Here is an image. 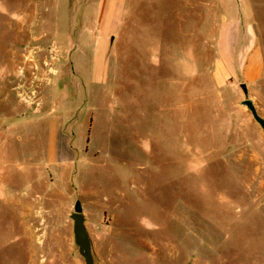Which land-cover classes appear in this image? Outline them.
Returning a JSON list of instances; mask_svg holds the SVG:
<instances>
[{
	"label": "rangeland",
	"instance_id": "1",
	"mask_svg": "<svg viewBox=\"0 0 264 264\" xmlns=\"http://www.w3.org/2000/svg\"><path fill=\"white\" fill-rule=\"evenodd\" d=\"M98 1L0 0V264H264V0Z\"/></svg>",
	"mask_w": 264,
	"mask_h": 264
},
{
	"label": "water",
	"instance_id": "2",
	"mask_svg": "<svg viewBox=\"0 0 264 264\" xmlns=\"http://www.w3.org/2000/svg\"><path fill=\"white\" fill-rule=\"evenodd\" d=\"M241 87L247 93L245 84H242ZM241 105L245 106L251 112L254 120L264 130V117L258 113L254 102L251 99H246L241 102ZM71 219L73 220V234L79 254L83 257L85 264H95L93 243L86 226L85 214L75 210L71 214Z\"/></svg>",
	"mask_w": 264,
	"mask_h": 264
},
{
	"label": "bare ground",
	"instance_id": "3",
	"mask_svg": "<svg viewBox=\"0 0 264 264\" xmlns=\"http://www.w3.org/2000/svg\"><path fill=\"white\" fill-rule=\"evenodd\" d=\"M7 203L13 206L16 212H19V217H16L15 220H13V222H16V225L14 226V232H17L20 235L19 238L20 245H21V241H23L24 243L31 241L34 236V232H33V226L31 223H29V221L31 217H34L33 207L35 203L32 202V200L30 199L27 200L25 199V201H23L21 200L20 197L9 200L7 201ZM21 216L24 225L22 228V232H23L22 238H21Z\"/></svg>",
	"mask_w": 264,
	"mask_h": 264
},
{
	"label": "crops",
	"instance_id": "4",
	"mask_svg": "<svg viewBox=\"0 0 264 264\" xmlns=\"http://www.w3.org/2000/svg\"><path fill=\"white\" fill-rule=\"evenodd\" d=\"M125 1H126V3H127L129 0H124V2H125ZM100 2H101V0L98 1V3H100ZM126 6H127V4H126ZM126 6L123 7L122 5L117 4V7H119V8L121 9V11H120V13H119V14L121 15V18L124 17V13H125ZM97 8H98V7H97ZM122 9H124V11H123ZM121 12H122V13H121ZM84 18H86V17H83L82 20H83ZM89 19H92V18H89ZM120 22H122V21H120ZM79 23H80V22H79ZM81 23H83V22H81ZM89 23H91V22H90L88 19H87V22H86V23L84 22V24H89ZM112 39L115 40V36H114V38H112ZM107 72H108V68H107V62H106L105 70H104V73H103V76H102L103 80L101 81V83H102L103 81L106 80V78H107ZM97 82L100 83V80H98ZM59 129H60V125H59V121H58V119H57V118H55V119L53 118V119L51 120V122H50V126H49V131H50V136H51V147H52V149H53V146H54V145H55V147L58 146V145H57V142L55 143V141H56V138H57V136H58V131H59ZM59 151H60V152H61V151L64 152V149H63V148H60ZM59 151H58V149L56 148V150H55L54 152H55V153H58ZM51 152H53V150H51ZM54 152H53V154H54Z\"/></svg>",
	"mask_w": 264,
	"mask_h": 264
},
{
	"label": "trees",
	"instance_id": "5",
	"mask_svg": "<svg viewBox=\"0 0 264 264\" xmlns=\"http://www.w3.org/2000/svg\"><path fill=\"white\" fill-rule=\"evenodd\" d=\"M78 210V209H77ZM79 211V210H78Z\"/></svg>",
	"mask_w": 264,
	"mask_h": 264
}]
</instances>
